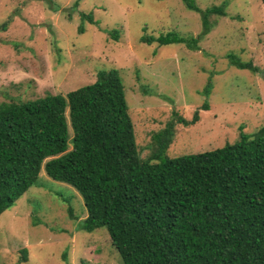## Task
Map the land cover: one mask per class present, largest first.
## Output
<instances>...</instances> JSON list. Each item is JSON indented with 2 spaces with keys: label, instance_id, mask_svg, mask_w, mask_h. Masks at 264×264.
<instances>
[{
  "label": "rangeland",
  "instance_id": "374dc122",
  "mask_svg": "<svg viewBox=\"0 0 264 264\" xmlns=\"http://www.w3.org/2000/svg\"><path fill=\"white\" fill-rule=\"evenodd\" d=\"M193 2L223 9L209 16L196 51L141 41L170 30L200 34V13L181 0H0V102L65 96L93 83L99 70L115 69L141 159L173 112L188 120L198 111L199 120L175 125L167 157L235 143L240 128L252 133L264 125V0ZM114 29L117 40L107 34ZM227 54L257 72L238 69ZM204 103L208 110L200 109ZM38 181L0 214V264H121L104 228L79 229L80 195L42 168Z\"/></svg>",
  "mask_w": 264,
  "mask_h": 264
},
{
  "label": "trees",
  "instance_id": "16d2710c",
  "mask_svg": "<svg viewBox=\"0 0 264 264\" xmlns=\"http://www.w3.org/2000/svg\"><path fill=\"white\" fill-rule=\"evenodd\" d=\"M181 1L200 13V34L170 30L141 41L196 51L210 30L209 16L223 9ZM81 17L92 23L90 14ZM83 31L80 25L77 32ZM107 34L118 39L116 29ZM226 58L257 72L233 54ZM198 120V111L188 120L173 112L151 134L150 157L141 159L115 69L99 70L93 83L65 96L0 102V214L29 187L42 185V168L80 195L85 218L79 229L104 228L121 264H264V125L252 133L240 128L233 144L167 157L175 125Z\"/></svg>",
  "mask_w": 264,
  "mask_h": 264
}]
</instances>
